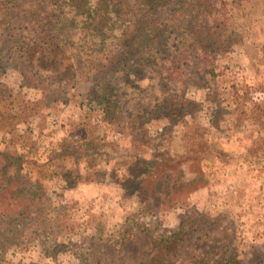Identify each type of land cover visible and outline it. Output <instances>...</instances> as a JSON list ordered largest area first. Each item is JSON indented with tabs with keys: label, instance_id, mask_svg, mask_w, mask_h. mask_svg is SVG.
<instances>
[{
	"label": "rangeland",
	"instance_id": "1",
	"mask_svg": "<svg viewBox=\"0 0 264 264\" xmlns=\"http://www.w3.org/2000/svg\"><path fill=\"white\" fill-rule=\"evenodd\" d=\"M128 1L134 9L138 0ZM231 15L228 37L193 39L179 52L182 95L189 100L183 112L173 122L157 111L138 127L127 111L107 104L83 111L82 98L111 95L115 82L98 84L96 68L68 46L63 61L72 66L62 79L18 64L0 43V184L9 190L5 200L19 204L0 216V240L10 237L0 264H212L221 255L264 264V113L258 116L253 105L264 104L261 0H242ZM153 35L158 52L171 56L166 27L144 32L123 51L127 75L141 73L138 43ZM112 147L133 154L115 156ZM157 154L174 159L142 195L133 164ZM3 202L1 210L8 208ZM203 214L218 218L168 255L140 228L119 247L104 238L130 220L161 233L184 216Z\"/></svg>",
	"mask_w": 264,
	"mask_h": 264
},
{
	"label": "trees",
	"instance_id": "2",
	"mask_svg": "<svg viewBox=\"0 0 264 264\" xmlns=\"http://www.w3.org/2000/svg\"><path fill=\"white\" fill-rule=\"evenodd\" d=\"M241 2L242 0H138L133 9L128 0H0V43L9 45V53L18 64H27L29 70L54 71L62 79L68 78L72 66L63 61V57H66L65 48L68 46L73 57H81L82 64L89 63L88 68H96L98 84L115 82L116 91L111 95L106 90L102 96L97 93L79 101L85 113L107 104L117 113L127 111L137 127L157 111L174 122L183 112L185 102L189 101L182 95L184 81L178 73L181 48L193 39L206 42L210 36L228 37L232 30L231 13ZM261 10L264 12V0H261ZM160 26L166 27L172 38V58L158 52L159 37L153 35L148 44L138 43L143 59L138 62L141 73L127 75L130 66L123 68L127 63L121 59L126 45L133 37ZM149 59L153 60L152 63ZM99 63V67H96ZM64 84L60 83V86ZM113 101L114 104L110 105ZM253 105L258 116L259 113H264V104ZM197 145L202 144L198 142ZM110 153L125 157L133 154L131 148L123 154L119 153L118 147H112ZM173 159L163 154L153 155L149 159L136 157V165L133 166L140 168L135 174L136 190L142 195L148 192L150 181L153 180L154 183L158 176L165 175L169 170L168 164ZM3 178L4 174L0 178L2 183ZM4 191L9 190L0 184V200L8 207L0 209V216L5 219L6 212L16 210L15 207L19 204L6 201ZM197 216H184L175 229L161 233L155 231V226L149 227L130 220L125 228L108 231L104 238L119 247L134 229L140 228L146 230L153 248L168 255L193 230L206 233L209 224L215 223L218 218L217 215ZM9 229L11 231L12 228ZM9 239L8 236L0 240V251ZM198 264L203 262L198 261ZM212 264L237 263L221 255ZM244 264H256V261Z\"/></svg>",
	"mask_w": 264,
	"mask_h": 264
}]
</instances>
